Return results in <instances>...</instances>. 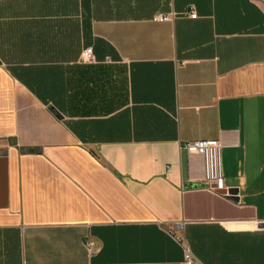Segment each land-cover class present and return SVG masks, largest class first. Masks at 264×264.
Wrapping results in <instances>:
<instances>
[{
	"label": "crops",
	"instance_id": "1",
	"mask_svg": "<svg viewBox=\"0 0 264 264\" xmlns=\"http://www.w3.org/2000/svg\"><path fill=\"white\" fill-rule=\"evenodd\" d=\"M263 223L264 0H0V264H264Z\"/></svg>",
	"mask_w": 264,
	"mask_h": 264
},
{
	"label": "built area",
	"instance_id": "2",
	"mask_svg": "<svg viewBox=\"0 0 264 264\" xmlns=\"http://www.w3.org/2000/svg\"><path fill=\"white\" fill-rule=\"evenodd\" d=\"M176 16V13L163 15L160 18L162 20H170ZM189 16L196 18L197 13L194 9L190 11ZM82 62H94L95 55L92 47H88L82 51ZM182 148L189 154L200 155L203 159L204 174L202 181L204 185L213 191L224 192L225 195L231 196L225 186L224 176L222 171V148L223 144L219 140H195L187 141L182 144ZM181 241V245L184 249V259L182 264H203L192 252L189 244L178 238ZM91 245V243H87Z\"/></svg>",
	"mask_w": 264,
	"mask_h": 264
},
{
	"label": "water",
	"instance_id": "3",
	"mask_svg": "<svg viewBox=\"0 0 264 264\" xmlns=\"http://www.w3.org/2000/svg\"><path fill=\"white\" fill-rule=\"evenodd\" d=\"M261 226L264 227V223Z\"/></svg>",
	"mask_w": 264,
	"mask_h": 264
}]
</instances>
